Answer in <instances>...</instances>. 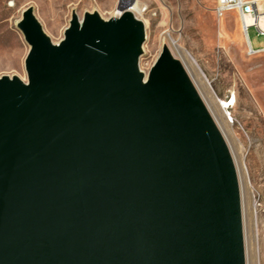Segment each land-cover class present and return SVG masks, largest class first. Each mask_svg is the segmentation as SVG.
Segmentation results:
<instances>
[{
  "label": "water",
  "instance_id": "obj_1",
  "mask_svg": "<svg viewBox=\"0 0 264 264\" xmlns=\"http://www.w3.org/2000/svg\"><path fill=\"white\" fill-rule=\"evenodd\" d=\"M28 8V81L0 77V264H246L229 146L181 62L145 79V24Z\"/></svg>",
  "mask_w": 264,
  "mask_h": 264
},
{
  "label": "rangeland",
  "instance_id": "obj_2",
  "mask_svg": "<svg viewBox=\"0 0 264 264\" xmlns=\"http://www.w3.org/2000/svg\"><path fill=\"white\" fill-rule=\"evenodd\" d=\"M130 1L0 0V77L18 76L28 81L25 62L31 45L19 27L28 8L56 44L64 39L73 14L80 20L87 12L107 18L122 2ZM139 1L143 10L134 15L146 29L139 57V66L148 73L146 79L168 34L190 52L212 90L226 104L230 122L227 143L233 149V159L242 162L252 190L254 224L248 220L244 228L250 264L254 234L257 264H264V52L250 50L237 12L217 16L216 0ZM259 2L264 7V0ZM248 35L254 49L264 48V34L257 27L250 26Z\"/></svg>",
  "mask_w": 264,
  "mask_h": 264
},
{
  "label": "bare ground",
  "instance_id": "obj_3",
  "mask_svg": "<svg viewBox=\"0 0 264 264\" xmlns=\"http://www.w3.org/2000/svg\"><path fill=\"white\" fill-rule=\"evenodd\" d=\"M127 3L128 2H122L119 5V7L116 8L112 12L111 16L104 18V19L107 20V19H112V18H118L119 16H121L124 12V7ZM128 10L131 11L132 13H140L143 10V8L139 0H134L131 6L128 8ZM246 22L250 24L253 22V19L248 17L246 18ZM260 23L264 27V14L260 15ZM245 37L248 43V47L250 48V44H249L246 34H245ZM164 47L169 50V52L174 58L178 59L181 62L189 78L191 79L193 85L195 86L197 92L199 93L201 99L203 100L205 106L207 107L209 113L211 114L215 123L219 127L224 138H226L225 139L227 140L226 142L230 143L228 140V134H227V132L230 129V122L224 110L226 106L225 102L220 100L218 96L215 94V92L212 90L208 80L206 79L204 73L200 69L196 60L186 48L176 43V41L174 42L168 34L165 35ZM140 70L143 72L145 79H146L148 73L143 71L141 67H140ZM229 146H230L229 147L230 151L233 153V149L230 144ZM234 163H235V167L237 170V176H238L240 193H241L244 242H245V247H246L245 248V258H246V264H250V259H249L250 254L248 253V249H249L248 235L246 233V230H244V228H246V224L248 220H250V222L252 221V224H254V214L255 213H254V204L252 201V192H251L252 190L250 189L248 177H247V174H246V171H245V168L242 162H239L234 157ZM256 250L257 248H256L255 234H254V252H253L254 256L252 258L253 264H257Z\"/></svg>",
  "mask_w": 264,
  "mask_h": 264
},
{
  "label": "built area",
  "instance_id": "obj_4",
  "mask_svg": "<svg viewBox=\"0 0 264 264\" xmlns=\"http://www.w3.org/2000/svg\"><path fill=\"white\" fill-rule=\"evenodd\" d=\"M230 12H237L239 14L251 51L253 53L264 52V48L254 49L252 47L248 35V28L250 26L257 27L260 34H264V27L260 23V15L264 14V7L260 5L259 0H216L215 13L218 17H222ZM248 17L253 19V22L250 24L246 22V18Z\"/></svg>",
  "mask_w": 264,
  "mask_h": 264
}]
</instances>
